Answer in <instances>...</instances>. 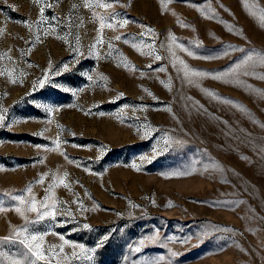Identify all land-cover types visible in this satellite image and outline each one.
I'll return each instance as SVG.
<instances>
[{
  "label": "rangeland",
  "instance_id": "1",
  "mask_svg": "<svg viewBox=\"0 0 264 264\" xmlns=\"http://www.w3.org/2000/svg\"><path fill=\"white\" fill-rule=\"evenodd\" d=\"M262 57L264 0H0V264H264Z\"/></svg>",
  "mask_w": 264,
  "mask_h": 264
},
{
  "label": "snow or ice",
  "instance_id": "2",
  "mask_svg": "<svg viewBox=\"0 0 264 264\" xmlns=\"http://www.w3.org/2000/svg\"><path fill=\"white\" fill-rule=\"evenodd\" d=\"M109 7L111 6V5H108ZM173 39H175L174 37H173ZM157 58H159V57H157ZM249 59H251V58H249ZM262 60H264V57H262ZM0 119H2V116H0ZM17 211H19V209H17ZM33 239H35V237H33ZM36 255H40V253H36Z\"/></svg>",
  "mask_w": 264,
  "mask_h": 264
}]
</instances>
